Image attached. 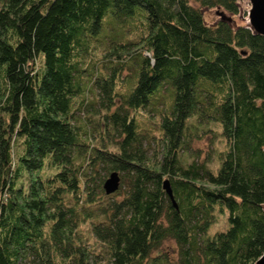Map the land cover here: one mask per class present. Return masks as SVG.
<instances>
[{"label": "trees", "instance_id": "obj_1", "mask_svg": "<svg viewBox=\"0 0 264 264\" xmlns=\"http://www.w3.org/2000/svg\"><path fill=\"white\" fill-rule=\"evenodd\" d=\"M237 1L0 0V264H256L264 35L203 12Z\"/></svg>", "mask_w": 264, "mask_h": 264}, {"label": "rangeland", "instance_id": "obj_2", "mask_svg": "<svg viewBox=\"0 0 264 264\" xmlns=\"http://www.w3.org/2000/svg\"><path fill=\"white\" fill-rule=\"evenodd\" d=\"M239 12L234 14L230 11L225 10L222 7H204L203 12L205 19L208 23H215L219 18L225 17L229 19L232 25L236 26L238 24H245L248 22V11L251 7L250 0H238ZM93 98L92 93H89L88 99ZM87 109H91V105L86 106ZM86 109V108H85ZM89 114L90 117L96 118V116H91L90 112H86V115ZM151 120H156V117H149L147 115H142L141 121L145 127H150L155 123ZM212 131L208 130L206 132L199 131L193 134V139L191 141V150L193 153L197 154L199 160H210V165L212 167L217 166V155L219 151L223 150L225 147V141L221 134L220 127L217 124H212ZM199 130V129H198ZM227 226L225 223V217L219 216L218 221L210 229L211 232H214L216 229H223ZM162 251L167 253L170 260L173 262H178L176 246L172 240H168L162 247Z\"/></svg>", "mask_w": 264, "mask_h": 264}, {"label": "water", "instance_id": "obj_3", "mask_svg": "<svg viewBox=\"0 0 264 264\" xmlns=\"http://www.w3.org/2000/svg\"><path fill=\"white\" fill-rule=\"evenodd\" d=\"M251 7L248 11V24L249 27L256 33L264 35V0H250ZM120 175L118 171H113L106 178L103 186L106 193H111L119 187ZM163 187L173 201V204L177 207V203L174 199L172 188L168 179L163 181ZM256 264H264V253L256 261Z\"/></svg>", "mask_w": 264, "mask_h": 264}]
</instances>
